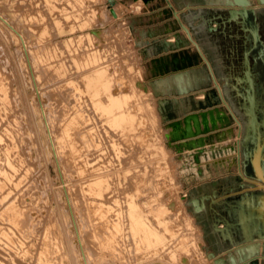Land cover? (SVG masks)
Returning <instances> with one entry per match:
<instances>
[{"label": "rangeland", "instance_id": "374dc122", "mask_svg": "<svg viewBox=\"0 0 264 264\" xmlns=\"http://www.w3.org/2000/svg\"><path fill=\"white\" fill-rule=\"evenodd\" d=\"M145 1L146 0H116L114 4V9L116 12H118L116 14L117 15L119 14V15L114 16L111 12V6L109 4V0H0V11L6 17H8L10 21H12V23L25 36L26 44L29 47L28 48L29 55H30L31 62H32V64H30V61L28 60L22 40L11 29V27L0 18V65H1L0 69L1 71L3 70V72H5V73L1 72V78L3 79L7 78V80L4 79L5 81L3 79L2 80H3V83H5L6 87H8L7 88L8 90L9 88H11L9 90V94H10L9 97L11 96V98L9 99L11 100V104L13 102H14L13 104H15V105L9 104L8 105L9 107L7 106L8 108L6 109L3 108L2 110L5 112L0 110V132L4 137H6L5 139L7 140V142L9 140L12 141L13 138L8 137V136H11L10 133L7 132L8 124H9V128L13 131H14V128L18 126L17 127L18 129L17 128L15 129L17 131L13 132L15 134L17 132L16 135L18 136L17 137L15 135L16 138L13 139V142L14 143L16 142L15 145L17 144L15 148L16 151L14 150L15 152H13V154L15 153L14 157H16L15 159L17 163L20 164V166L18 164V168L16 170L14 171L10 170L11 167H9L7 163H5L6 162L5 155L3 154L4 157H2L3 155L1 154L4 152V150L3 149L1 150L0 156L4 159L2 158L0 159V166H1L0 173H2L0 174V177L2 176L1 177L2 180L5 181L4 186L8 185L7 187H9L12 185L11 187H9V189L4 187L3 194H5L6 197H3L4 195L2 193H1L2 195L0 196V203H1L0 206L2 205L1 207L2 208L4 207L3 208L4 212L2 211V209H0V212H1L0 229L2 230V232L4 230V232L7 233V234L4 233L3 235L0 230V237L2 238V239L0 238V255H1L0 263L2 262L1 264H6L7 262L8 264H24V263L25 264L26 263L27 264H37L38 263L37 261L39 260L40 261L38 264H86L85 257L82 253V244L78 238L75 222L73 221L74 217L71 213L72 208L70 209V204L67 199L66 190H65L66 187L69 190V194L72 199V207L75 211L76 218L78 219L80 231H82L81 234H82V237L84 238L83 243L86 248L89 264H95V263L97 264L96 262L97 259H102V260H98L100 262V263L98 262V264H122L121 261L123 260H120V259L126 260L127 257H129V259H127L128 261L127 260L123 261V264H126V263L127 264H139V263L142 264V263L150 262L149 259H151V257L149 256L141 255L139 257V255H136V253L133 250L131 251L132 253L129 252L131 247L135 249V245L134 244H132L133 246L131 245L132 239L130 238L129 234H126L130 232L129 228L127 229V227L124 228L123 233H122L123 235L120 236L121 242L119 243L118 246L119 248L121 247L122 249H124L123 251H125L126 253H130V254H126L124 252V254L121 255L122 253L119 252L120 249L118 250V253H119L118 254L116 252L117 250L113 248L114 246L111 245L110 247L109 245L108 247V243L105 242L106 228L104 224L106 223V221L103 218H99L98 215H96L97 218H95L96 216L91 210V206L94 205V203H92L90 200L88 201L89 190L87 187L88 186L87 183L89 182V180H91L92 176L94 177V175H90V174H92L93 172L94 174L97 173V171L95 170H98V169L100 171H105L106 173L107 171L110 172L113 169L110 172L112 175H110L111 177L109 176V178L110 180L112 179V181L115 179V181L113 182L110 181V182L112 186L111 188L114 189L116 192H114L112 189L111 190L112 192H114L113 194L114 195L116 194V195L115 196L112 195V192L109 190V186H110L109 184L108 188L106 189L108 190V192L105 194V197L107 196L106 198L108 199V201L112 199V201L110 202H112V204L113 203L115 204L114 206L115 208H118L119 206L123 207L125 205L126 200L123 198L129 196L128 194L129 190H130V194L135 192L137 198L138 199L140 198L141 201L144 199V201L142 202L137 199L139 202H141L140 204H142L143 207L145 206L144 209L150 210V208H152L153 206L154 207L157 206V208L158 206L165 207V209H167L168 211L165 210V213L162 212L161 215L163 216H160V217L164 218L166 212H168L166 215L167 217L170 214V219H168V226H172V227L169 228L171 229L169 230V233L174 231L177 234H179L178 235L179 237L180 235H182V238L180 239H178L179 237L177 238L179 243L181 242L180 240L185 238V240H183L184 242L182 241L180 243V244L185 243V244H182V246L189 244L188 246L192 247V245L194 246L193 240H196L199 243V246L201 250L203 251L204 256L207 259H210L208 260L210 263L206 260V264L208 263L216 264L214 262V259L208 257V254L206 250L204 249L203 243L206 238V234L204 233L205 230L203 226L200 224L199 218H197L196 215L194 214L192 205L189 204V201H188L189 200L188 192L185 186V180L188 177L186 175V167L182 166V163H181L182 160L183 162L185 161L186 155L182 151L179 152L177 150V146L174 144L175 142L174 141L170 142V139H168V137H166L165 135L169 122L166 116L162 113L156 93L152 89L151 84L148 81L147 74H146L147 72L146 61H145L143 54H141L139 47L136 43L137 38H138V33H136L135 31L136 29H138L137 27L139 25L144 27L146 24H149V23L148 22H129V20H126V14L127 15L136 14L137 12L141 11L145 6ZM127 2H129L130 4L127 5ZM133 24L136 25V28L132 27ZM182 29L184 30V28ZM50 52L52 53L49 54ZM94 57L96 59H94ZM101 67L104 68L107 71L108 76H110L114 80L113 82L115 83L113 85L114 87L116 86L115 87L116 90L118 91H128L129 90L128 93H132V94L134 93L135 95H137V99L138 98L140 99L142 106H143L142 108H144L143 110L134 108L135 111L137 110L136 112H139L138 119H137V125H136L138 130L135 128V133L137 131L139 132V134L137 133V136H136L135 133H133V131L131 132L132 137H131V134H129V136H127L128 135L127 134L126 136L127 138L130 137L129 138L130 140L127 139L125 136L123 137V134H121V132L123 133V131H121L120 128H118L119 130L114 129V128L109 129L110 126L109 125L106 126L105 122H103L105 121L104 119L105 116H103V114H100L101 113L100 111H97V108L94 103L96 101L94 100L93 97H95V99L97 97L98 100L103 101L105 100L104 92L101 91L100 96L99 95L94 96V94H90L91 93L90 89H88L94 84V82L90 81V80L94 81V78L92 77L93 75L92 73H94L93 70L95 71V69H99ZM2 74H7V76L5 75L6 76L5 77ZM34 74L38 80V87L35 85ZM8 78L11 80H9ZM6 81H8L9 83L10 81H12L11 84L13 85L8 84V82ZM122 86H123V90H122ZM200 95L201 97L204 98L203 93H200ZM41 102L44 103V106L46 108L48 120L50 122L51 131L54 136L56 145L58 147L60 163L62 165V170L65 176V179L62 177L63 175H62L59 163H58V159L53 150L51 138H50L49 131L46 125V121L41 111L42 110ZM70 103L73 105H71ZM65 104H67V106H65ZM78 106L80 107L79 109H78ZM11 108L13 109L10 110ZM1 111L3 114L1 113ZM16 111L18 112V114L16 113ZM83 111H86L85 112L86 115L83 114ZM7 112H10V113H7ZM90 112L93 113V115L96 118ZM5 113H7L8 115ZM11 113H12V116L10 117ZM73 113L74 114L76 113V114L74 115ZM14 114L17 116H15ZM4 115L6 118L4 117ZM81 116L84 119L82 118L83 120L79 121L80 124L79 123L73 124V128H72L73 130H75L74 133L72 131V138H73L72 142H74V145L77 142L76 146L79 145L77 147H80L82 140L83 139L85 140L83 136L84 131L80 132L82 131L81 129L85 130L87 134H89V130L91 127H97V130L94 128H91V131H93L92 134L90 131V134L92 135V137L94 135H97L101 130L100 134H98L101 136V138H98L99 137L98 135H97L98 137L94 136V137H97V139H99V141L97 140L98 141L97 143L95 141H93V143H89V142H92L90 139H93L91 135H89L90 138L88 140L87 139L85 141L83 140L85 142V143L83 142V144L86 147L84 145H83L84 147L81 146L80 151L85 154L86 149L88 148L86 155L80 154L81 152H79V150L78 152H76V149L74 148L75 153L76 154L78 153L77 154L78 158L79 157L81 158L80 155H82L83 159H84V156H87V158L83 161L84 163L87 160L93 161L94 157L96 158L97 157L96 155H98L99 159L96 158V160L98 161L94 160L95 164L94 162L92 163L88 162L90 164L86 162L88 165H91L92 168H95L94 170H92L90 166L88 165L86 166L85 165L86 163L80 164L82 163V160L78 161L77 155H75V153H74L75 160H72L74 163L72 162L73 165L71 164L70 158L73 157V156L71 157V154L73 155L71 151L72 147H70L69 146L70 144L68 145V143L65 144V140L62 137V129H64V127L69 124V119L71 122L72 120H74V118L76 117L81 118ZM13 117H16L17 121H15L16 119H14ZM18 119H20L19 120L20 122L21 120L22 122L24 121V123H18L19 122ZM99 119L101 120L103 125H105L104 127H107L105 128L106 130L103 128V125L101 124ZM85 120L87 121L89 120V121L85 122ZM94 120L99 121V123H97ZM90 121H93V123L90 124ZM14 122L20 125L16 124L17 126L15 125L16 126L15 127ZM84 122L87 125L89 123V126H88L90 127L89 129L87 128V125L83 124ZM140 122L141 123L144 122V123L141 124ZM10 124L12 125L13 129L11 128ZM98 124H101V125H98ZM79 125L83 127L80 128ZM74 126H76L77 129ZM84 126H86V128ZM100 126L102 128H100ZM102 130H103V133H102ZM104 130L107 132L108 136L106 135V133H104L105 132ZM107 130L111 132H108ZM76 132H77V135H76ZM94 132L95 133L97 132V133L94 134ZM110 134L115 135L114 138L116 137V139L119 138L120 140L118 139L117 143L114 142L115 140H113L114 139L113 137L108 138L111 136ZM116 134L118 135V137ZM133 134L135 136H133ZM74 136L75 137L78 136L76 139L78 141L74 140L75 139ZM103 136L107 137V139H104ZM108 139L113 140V141H109ZM6 140H3L4 142L2 141L3 144H5ZM101 140L103 141V144H104V141L105 142L108 141V144L105 143L103 145ZM86 141L88 142L86 143ZM99 142L102 146L99 144ZM94 143H96L97 146H95ZM118 143H120L122 146L119 145ZM117 144L119 145L120 149L116 147L118 146ZM65 145H68V148L67 146L65 147ZM104 146L106 148H109V152L106 151L107 149ZM82 147L85 148V151ZM100 147H103L101 148V150H99L101 152V153L99 152L101 155L97 153L98 151L97 149L98 148L100 149ZM0 148H3V147L0 146ZM104 148L106 149L105 151H104ZM115 148L118 149L117 152L120 153L121 156L120 154L116 152ZM68 150L69 152H71L70 156H69V152L68 153L66 152ZM111 151L113 153H111ZM90 153L91 154L95 153V155H91ZM105 153H107L106 155H108V157L105 155ZM109 154H114V155L109 156ZM17 156L18 157L20 156V158H17ZM100 157L101 158L107 157V158H104L105 159L104 160L103 158L101 159ZM26 162L28 163L26 164ZM2 163H4L7 166L4 167L5 165ZM99 163H102V164L99 165ZM126 163L127 164L129 163V164L127 165ZM1 164L4 165L3 170L5 171L8 170L10 175L12 174L11 172H13L12 174L13 176L11 180L7 178L5 176L4 171L1 170V168H3ZM24 165H25V168L28 169V171L24 168ZM67 165L69 167H67ZM79 165L80 166L85 165L86 168L87 167L89 168L87 169L85 168L87 170L85 171V169L83 170L85 166L84 167L81 166L83 171H79L81 169ZM73 166H74V169H73L74 173L77 175H75L72 172L73 170L71 171L70 169H68V168H73ZM140 166L142 168H140ZM77 167L80 169L78 170ZM21 168L23 169V171L25 170V172H23ZM29 170H30V173H28ZM21 171L26 174L24 175L22 174L21 176V173H22ZM84 171L85 173L87 172L86 177L89 178V175H90L89 179L86 178L85 176L84 177L86 179H84V177L82 176ZM17 172L18 174L19 172H21L20 175H18ZM14 174H16L17 177H15ZM32 175L36 177L34 178ZM4 176L6 177V180ZM77 176L81 178L77 179L78 178ZM112 176L114 177V179ZM23 178H26V179H23ZM15 179H17L16 182L14 181ZM21 179H23L24 181H22ZM87 179H88V182H85L87 181ZM116 179H117V182H116ZM80 180H84L83 184L85 183L87 184V185H84L85 187H87L86 189L82 188L84 186L82 185V181ZM11 181H14V182L11 183ZM18 181L23 185L19 184ZM130 181L131 182L134 181V182L131 183ZM114 182H116L117 185ZM10 183L11 185H9ZM26 183L28 184L30 183L29 184L30 186L28 184L26 185ZM65 184H67V186H65ZM130 184L133 185L131 186L132 189L129 186ZM118 185L121 189L118 188ZM18 186H22L23 189L22 187H19L18 189ZM126 187H129L130 189ZM133 187L135 188L134 192L132 191ZM20 188L23 193L19 191ZM123 188H124V191H123ZM6 189L8 190L7 191L8 193L5 192ZM84 189L85 191L84 193H82ZM15 190L19 192L18 194L22 193V195L17 196L16 195L17 192H15ZM141 192H142V195H141ZM9 194L10 195L13 194V195L10 196ZM14 194L16 195V197ZM85 194L88 196H86ZM107 194L111 195L112 197L114 196L115 199L113 200V198ZM125 194L126 196H124ZM24 195H26V197ZM117 195H120V196H117ZM9 196L14 200H16L17 198L19 201L16 200L17 202L13 203L14 200H11ZM108 196L110 199L108 198ZM22 197L24 198L22 199ZM2 199L8 200L10 202L13 201L11 202L12 205L15 204L16 208H21V209H18L20 212L22 210L26 211L27 214L25 212H23V214H21L22 212L20 213L21 219L25 220L24 224L25 223L28 224V225L23 224V226H25L24 229L21 228L23 229L22 230L23 232L20 231L21 230L20 228H17L18 226L15 228L13 227L15 230L10 229L12 228L11 227L12 220L9 219V217L6 214L4 215L2 214V213H5V210L8 206V203L6 202L8 201L2 200ZM118 199H120L121 201ZM4 201L6 203L5 206H3L5 204ZM116 202L119 204V206H117L118 204H116ZM20 204L24 207V209H22L23 208L22 206L18 207L20 206ZM25 204L29 206H25ZM87 204L91 206L88 207ZM26 207H28L29 209ZM87 207L89 210L87 209ZM83 210L85 211V213ZM33 211H34V214H33ZM88 214L92 215L93 217L92 218L86 217L88 216ZM24 215L25 216L28 215V216L25 217ZM28 217L31 219H28ZM88 218H90L91 221ZM93 218H95L94 221L92 220ZM29 220H30V223H28ZM5 222H7V224H10L9 228H8V225L6 226L8 230L10 229V232L6 230L7 228L3 227L6 225ZM89 222H91L94 230L89 229V228H92L91 224H88V229H87V226H85ZM83 223L85 225H83ZM178 228H180L181 230ZM26 229L28 230V232L27 231L25 232ZM12 230L13 232H11ZM16 230H17L16 232L17 234L19 233L18 231H20L18 235L16 233L14 234V231ZM97 230L101 236L97 234L98 233ZM87 232L89 233L88 234L89 236H87ZM9 233H11L12 235ZM13 234L15 235L14 240L13 238H11L14 236ZM7 235L11 236L9 237L10 240H7L8 239ZM20 235H22V238H24V240L21 238ZM51 235H54V237ZM18 236L21 241L18 240L19 239ZM24 236H26V238ZM43 238L45 240L46 238H48L49 240L45 241ZM96 238H99V239H96ZM17 240H18L17 245L18 244L21 246L23 245L24 247L26 246V248L24 249L23 246L21 247L19 245L17 247L16 242H15ZM27 240L29 244L26 243ZM19 241L21 242V244ZM97 241L99 242L101 241V243L98 244L99 242L97 243ZM12 242L13 244L14 243L15 244L13 245ZM93 244H95V246ZM123 244H125V246ZM100 245L102 247L103 246H106V247L102 248ZM12 246L13 247L15 246L14 247L15 249H13ZM20 247L21 249H19ZM91 247L93 248L92 251H91ZM126 247L128 248L126 249ZM183 247H186V246H183ZM23 249L24 251H22ZM17 250H20L21 253ZM111 252L113 253L111 254ZM19 254H22V255H19ZM107 254H110L111 257ZM113 254L115 255L117 254V256H112ZM101 255L103 258L101 257ZM97 256L101 258L96 259ZM161 256H165V255L161 254ZM10 257H13V258H10ZM162 258L166 260L165 262L168 264L169 261H167L166 256ZM144 259H147L148 261L146 260L144 261ZM159 259L161 260L160 256H159ZM163 259L161 260L162 262L159 260L157 264H160V263L166 264ZM3 260L6 263H4ZM132 261L134 262L132 263ZM11 262H14V263H11Z\"/></svg>", "mask_w": 264, "mask_h": 264}, {"label": "crops", "instance_id": "0c3cea01", "mask_svg": "<svg viewBox=\"0 0 264 264\" xmlns=\"http://www.w3.org/2000/svg\"><path fill=\"white\" fill-rule=\"evenodd\" d=\"M171 1L178 9L182 20L194 32V29L202 22L193 21L192 15L195 16L205 6L200 5L199 0ZM129 4L127 2V5ZM126 20H129V22L149 23L144 27L139 25L135 31L138 33L136 43L146 61L148 81L156 93L162 113L166 118L170 114L174 117L181 114L182 109H184L183 103L186 102H182V97L178 94L179 82L173 77V74L188 70L190 76L187 77L185 75L181 83L187 87H189V83L194 85L195 76L200 79L207 77L209 74L204 59L196 46L188 40L186 32L179 27L178 21H176L166 0H146L144 8L136 14H126ZM132 27L136 28V25L133 24ZM177 33L180 36V40H183L181 42H184L180 46L175 44L176 38L174 36ZM165 40L173 45L164 49ZM198 42L206 56L212 61L204 44L201 41ZM217 64L219 65V63L212 61L214 68ZM192 70L195 72L193 73ZM233 74L225 73L226 76ZM225 75L222 74L221 77H218L224 91L227 90V77ZM210 86H214V84L211 82L209 86L203 89L206 90ZM202 90L193 92L197 100L203 98L200 95ZM221 108L226 113H216L214 116L220 127L211 131L213 134H218L219 137L224 136L222 141H219L215 136V142L219 146L218 149L229 148L231 144L236 145L239 129L238 124L230 116V112L226 108L224 109L222 105ZM220 118L222 122L228 121L229 124L222 126ZM167 120L170 122L169 119ZM207 135L208 133L200 135V137ZM183 142L179 141L174 144L181 145ZM202 148H205L206 153L213 150L210 142H207ZM177 150L180 152L178 147ZM194 150L182 147V152L186 155L185 163L180 160L182 166L186 167V175L188 177L185 180L188 201L205 230L204 249L207 253L215 252L217 257L226 260L228 259L229 251L240 244H244L245 236L240 225V217L236 211L241 205H247L246 200L256 199L251 203L253 206L251 208V218L247 219V223L252 228L254 235L258 236V231L264 229V190L249 185L241 177L236 162L238 155L236 151H229L222 157H215L214 159H207L206 154L199 153L200 160H196L193 156ZM195 197H198L204 203L201 211H196L191 203V200ZM230 236L233 241L230 240ZM226 264L228 263L226 262ZM247 264H264V256Z\"/></svg>", "mask_w": 264, "mask_h": 264}, {"label": "bare ground", "instance_id": "6f19581e", "mask_svg": "<svg viewBox=\"0 0 264 264\" xmlns=\"http://www.w3.org/2000/svg\"><path fill=\"white\" fill-rule=\"evenodd\" d=\"M148 1V0H147ZM256 2V5L257 4H259V1L260 0H255ZM172 2V1H171ZM174 5V4H173ZM113 8H114V6H113ZM177 9V8H176ZM115 10V9H114ZM177 11H178V9H177ZM111 12H112V8H111ZM116 12V11H115ZM117 13V12H116ZM112 14L115 16V14L112 12ZM117 15V14H116ZM0 18L3 20V21H5V23L6 24H8L10 27H11V29L19 36V38L22 40V43H23V45H24V47H25V51H26V54H27V57H28V60L30 61V64H32V62H31V58H30V55H29V47L27 46V44H26V39H25V36L22 34V32L12 23V21H10L9 19H8V17H6L1 11H0ZM185 30V29H184ZM175 37V36H174ZM44 53V52H43ZM52 52H50L49 54H51ZM41 54V53H40ZM48 54V55H49ZM85 57V56H84ZM90 57V56H89ZM92 58V57H91ZM82 59V58H81ZM94 59H96L95 57H94ZM86 62V61H85ZM92 62V61H91ZM87 63V62H86ZM85 64V63H84ZM1 66V65H0ZM32 68V67H31ZM102 68V67H101ZM99 68V69H95V71L93 70V72L94 73H92L93 75H92V77L94 78V81H92V80H90L91 82H94V84L90 87V88H88V89H90V94H94V96H97V95H99L100 96V94H101V91H103L104 92V98H105V100H103V101H101V100H98V98L96 97V99H95V97H93V95H92V97L94 98V100L96 101V102H94L95 103V106H96V108H97V111H100L101 113L100 114H103V116H105V121H103V122H105V125L107 126V125H109L108 127H109V129H111V128H114V129H118V128H120L121 129V131H123V133L121 132V134H123V137L125 136L126 138H127V136H129V134H131V132L133 131V133H135V128L138 130V128L136 127V125H137V119H138V114H139V112H136L135 110H134V108L135 109H144V108H142L143 106H142V103H141V101H140V99L138 98L137 99V95H135L134 93L132 94V93H128L129 92V90L128 91H118V90H116L115 89V87H114V83L115 82H113L114 80L110 77V76H108V74H107V71L104 69V68ZM4 69V68H3ZM92 69V68H91ZM34 71V70H33ZM62 71H63V69H62ZM1 72L2 73H5V72H3V70L1 71V69H0V110H2L3 108L4 109H6V108H8L9 106V104H11V100L9 99V98H11V96L9 97V90L11 89V88H9V90L7 89L8 87H6V85H5V83H3V80L4 79H6L7 80V78H1ZM92 72V71H91ZM7 74H8V72H7ZM7 74H2V75H6L7 76ZM5 76V77H6ZM86 76V75H85ZM117 77V76H116ZM92 78V79H93ZM3 79V80H2ZM9 79V78H8ZM9 80H11V79H9ZM8 80V81H9ZM87 80V79H86ZM5 81V80H4ZM8 81H6V82H8ZM34 81H35V85L38 87V80H37V78H36V76H35V74H34ZM125 81V80H124ZM11 82L12 81H10V83L8 82V84H11ZM113 82V83H112ZM129 83V82H128ZM11 85H13V84H11ZM91 85V84H90ZM117 85V84H116ZM119 85V84H118ZM125 85V84H124ZM8 86V85H7ZM12 88H14V87H12ZM91 89H92V91H91ZM134 89V88H133ZM121 90V89H120ZM122 90H123V86H122ZM89 91V90H88ZM93 92V93H92ZM102 92V93H103ZM132 92V91H131ZM201 93H203V92H201ZM14 94V93H13ZM17 94V93H16ZM78 94V93H77ZM204 94V93H203ZM15 95V94H14ZM80 96V95H79ZM102 96V95H101ZM136 96V97H135ZM203 96V95H202ZM17 98V97H16ZM134 98V99H133ZM41 99V98H40ZM100 99H101V97H100ZM203 99V98H202ZM42 101V100H41ZM76 102V101H75ZM84 102V101H83ZM14 103V102H13ZM12 103V104H13ZM93 103V102H92ZM11 104V105H12ZM71 104V103H70ZM78 104V103H77ZM13 105H15V104H13ZM71 105H73V104H71ZM71 105H70V107H71ZM83 105V104H82ZM8 106V107H7ZM41 106H42V113H43V116H44V118H45V121H46V125H47V128H48V131H49V135H50V138H51V143H52V146H53V150H54V152H55V154H56V156H57V159H58V163H59V166H60V169H61V172H62V177L65 179V176H64V174H63V170H62V165H61V163H60V157H59V151H58V147H57V145H56V142H55V139H54V136H53V134H52V131H51V127H50V122H49V120H48V116H47V112H46V108H45V106H44V103L43 102H41ZM65 106H67V104H65ZM136 106H138V107H136ZM10 107H12V106H10ZM19 107H21V106H19ZM80 107L78 106V109H79ZM96 108H95V110H96ZM13 108H11L10 110H12ZM63 109V108H62ZM76 109V108H75ZM85 109V108H84ZM15 110V109H14ZM13 110V111H14ZM20 110V109H19ZM24 110V109H23ZM22 110V111H23ZM146 110V109H145ZM3 111V110H2ZM2 111H1V113H2ZM21 111V110H20ZM71 111V110H70ZM69 111V112H70ZM140 111V110H139ZM3 112H5V111H3ZM73 112H75V111H73ZM80 112V111H79ZM82 112V111H81ZM85 112L86 111H83V114L84 115H86L85 114ZM92 112V111H91ZM90 112V113H91ZM7 113H10V112H7ZM7 113H5V114H7ZM15 113V112H14ZM16 113L18 114V112L16 111ZM78 113V112H77ZM89 113V114H90ZM144 113V112H143ZM3 114V113H2ZM1 114V115H2ZM20 114V113H19ZM74 114V113H73ZM76 114V113H75ZM74 114V115H75ZM82 114V113H81ZM80 114V115H81ZM92 115H93V113H91ZM90 114V115H91ZM8 115V114H7ZM6 115V116H7ZM10 115V114H9ZM15 115V114H14ZM13 115V116H14ZM141 115V114H140ZM12 116V113H11V115H10V117ZM15 116H17V115H15ZM19 116V115H18ZM78 116V115H77ZM88 116V115H87ZM94 116V115H93ZM100 116V115H99ZM102 116V117H103ZM144 116V115H143ZM148 116V115H147ZM146 116V117H147ZM3 117V116H2ZM4 117H5V115H4ZM79 117V116H78ZM95 117V116H94ZM101 117V116H100ZM145 117V116H144ZM6 118V117H5ZM14 119H16V117H13ZM20 118H22V117H20ZM83 117L81 116V118H74V120H72L71 122H70V119H69V124L68 125H66L65 127H64V129H62V137L64 138V140H65V144H67L68 143V145L70 146V147H72V149H71V151H72V153H73V155L71 154V157L72 158H70V160H71V164H72V160H75V155H77L76 153H75V150H74V148L76 149V152H78V150H79V152H81L80 151V147L81 146H83L84 144H83V142L87 139H89L90 137H89V135H91L92 134V132L93 131H91V128H94V129H96L97 130V127H88L89 126V123H88V125L87 124H85V122L87 121V120H85V122L83 123V124H85V125H87V128L89 129L90 128V130H89V134H87V132L85 131V130H83V129H81L82 131H80V132H83L84 131V134H83V136H84V138H85V140L83 141L82 140V138H81V140H82V145L80 144V147H77V146H79V145H77L76 146V144H77V142H76V144L74 145V142H72V131H73V133L75 132V130H73L72 128H73V124H77V123H79V121H81V120H83L82 119ZM86 118V117H85ZM93 118V117H92ZM96 118V117H95ZM139 118H140V116H139ZM14 119H13V121H14ZM68 119V118H67ZM76 119V120H75ZM77 119H78V121H77ZM101 119V118H100ZM99 119V120H100ZM142 119V118H141ZM149 119V118H148ZM20 119H18V121H19ZM61 120V119H60ZM91 120H93V119H91ZM102 120V119H101ZM101 120H100V122H101ZM15 121H17V119L15 120ZM62 121V120H61ZM65 121V120H64ZM66 121H68V120H66ZM89 121V120H88ZM87 121V122H88ZM94 121H96V120H94ZM143 121V120H142ZM147 121V120H146ZM97 123H99V121H96ZM95 122V123H96ZM8 123V122H7ZM15 123V124H14ZM13 124H14V126L17 124V125H20V124H18V123H24V121L22 122V120H21V122L19 121L18 123H16V122H14ZM82 123V122H81ZM93 123V121H90V124H92ZM94 123V124H95ZM141 123V122H140ZM142 123H144V122H142ZM141 123V124H142ZM80 124V123H79ZM93 124V125H94ZM101 124L103 125V123L101 122ZM101 124H98V125H101ZM1 125H2V123H1ZM3 125H4V123H3ZM11 125V124H10ZM16 125V126H17ZM25 125V124H24ZM65 125V124H64ZM82 125V124H81ZM105 125H103V128L105 129V128H107V127H104ZM15 126V127H16ZM61 126H63V125H61ZM77 126V125H76ZM76 126H74V127H76ZM80 126V125H79ZM95 126V125H94ZM18 127V126H17ZM16 127V128H17ZM23 127V126H22ZM83 126H80V128H82ZM85 128H86V126H84ZM144 127V126H143ZM11 128L13 129V127H12V125H11ZM16 128H14V131H17V130H15ZM19 128H21V127H19ZM100 128H102L101 126H100ZM142 128V127H141ZM1 129H3V128H1ZM18 129V128H17ZM76 129H77V127H76ZM88 129H86V130H88ZM139 129H140V127H139ZM143 129V128H142ZM96 130H94V131H96ZM106 130V129H105ZM104 130V131H105ZM119 130V129H118ZM239 130V129H238ZM13 130H11L10 128H9V124H8V128H7V132H9L10 133V135L11 136H8V137H12L13 139H15L16 138V134H17V132H16V134L15 133H13L14 132ZM90 131H91V134H90ZM108 131V130H107ZM4 132V131H3ZM18 132H20V131H18ZM78 132V131H77ZM77 132H76V135H77ZM98 132V131H97ZM96 132V133H97ZM100 132H101V130H100ZM100 132L98 133V134H100ZM108 132H111V131H108ZM166 132H168V128H167V131ZM166 132H165V135H166ZM22 133V132H21ZM86 133V134H85ZM95 132H94V134H96ZM102 133H103V130H102ZM104 133H106V135H107V132L105 131ZM114 133H116V132H114ZM137 133L139 134V132H137L136 131V133H135V135L137 136ZM5 134V133H4ZM7 134V133H6ZM20 134V133H19ZM24 134V133H23ZM97 134V135H98ZM109 134V133H108ZM128 134V135H127ZM9 135V134H8ZM16 135V136H15ZM26 135V134H25ZM79 135V134H78ZM81 135V134H80ZM97 135H94V136H97ZM111 135V134H110ZM117 135V134H116ZM127 135V136H126ZM134 134H133V136H135ZM22 136V135H21ZM21 136H19V137H21ZM92 137V135H91V137L93 138V139H90L92 142H89V143H93V141H95L96 143L99 141V139H97V137L98 138H101V136L100 135H98L97 137ZM104 136H105V134H104ZM103 136V137H104ZM108 136V135H107ZM114 136L115 135H111L110 137H108V138H111V137H113L114 138ZM18 137V136H17ZM25 137V136H24ZM75 137V136H74ZM77 137L78 136H76L75 137V139L74 140H76L77 139ZM102 137V138H103ZM117 137H118V135H117ZM122 137V138H123ZM131 137H132V134H131ZM232 137V136H231ZM6 137H4L2 134H1V132H0V146H2L3 148H0V152H1V150L3 149L4 150V152L3 153H1L2 155L4 154L5 155V160H6V162L5 163H7V165L9 166V167H11V169L10 170H12V171H14V170H16L17 168H18V164L19 163H17V161H16V157H14L15 155V153L13 154V152H15L16 150H15V148H16V146H17V144L15 145V143L13 142V139H12V141H8L7 142V140L5 139ZM130 137H128L127 139H129ZM134 138V137H133ZM133 138H132V140H133ZM95 139V140H94ZM104 139H107V137H104ZM119 139V138H118ZM118 139H116V137L113 139V140H115L114 142H118ZM3 140H6V142H5V144H3ZM98 140V141H97ZM109 140V139H108ZM113 140H109V141H113ZM117 140V141H116ZM120 140V139H119ZM130 140V139H129ZM3 141V142H2ZM18 141V140H17ZM76 141H78V140H76ZM102 141V140H101ZM140 141V140H139ZM2 142V143H1ZM19 142V141H18ZM80 142V141H79ZM88 141H86V143H87ZM114 142H112V143H114ZM135 142H137V141H135ZM85 143V142H84ZM96 143H94L95 144V146H97L96 145ZM105 143H107L108 144V141L107 142H105L104 141V144ZM93 144V145H94ZM99 144H100V142H99ZM102 144H103V141H102ZM103 144V145H104ZM111 144V143H110ZM119 145H121L120 143H118ZM117 144V145H118ZM68 145H65V147L67 146V148H68ZM91 145V144H90ZM101 145V144H100ZM119 145L118 146H116V147H118V149H120L119 148ZM64 146V145H63ZM85 146V145H84ZM83 146V147H84ZM102 146V145H101ZM107 146H109V145H107ZM122 146V145H121ZM19 147V146H18ZM27 147V146H26ZM77 147V148H76ZM82 147V148H83ZM86 147V146H85ZM98 147H99V145H98ZM105 147V146H104ZM138 147V146H137ZM79 148V149H78ZM97 148V147H96ZM101 148H103V147H100V149L98 148L97 150V153L98 154H100L101 152L99 151V150H101ZM106 148V147H105ZM104 148V151L106 150V151H108L109 152V148H106L105 149ZM18 149V148H17ZM22 149V148H21ZM84 149V151H85V148H83ZM91 149H92V147H91ZM111 149V148H110ZM116 149V148H115ZM118 149H116V152H117V150ZM15 150V151H14ZM87 150H88V148L86 149V152H85V154L84 153H80V154H84V155H86L87 154ZM95 150V149H94ZM103 150V149H102ZM112 150V149H111ZM83 151V150H82ZM90 151V150H89ZM88 151V152H89ZM18 152V151H17ZM67 153L69 152V150L68 151H66ZM91 152V151H90ZM100 152V153H99ZM122 152V151H121ZM19 153V152H18ZM67 153H66V155H67ZM70 153L71 152H69V156H70ZM74 153H75V155H74ZM96 153V152H95ZM95 153L93 154H91V155H95ZM111 153H113L112 151H111ZM118 153V152H117ZM107 153H105V155H106ZM118 154H120V153H118ZM117 154V155H118ZM4 155L2 156V157H4ZM16 155H17V153H16ZM29 155V154H28ZM90 155V156H91ZM101 155V154H100ZM103 155V154H102ZM104 155V156H105ZM110 155H114V154H109V156ZM24 156V155H23ZM22 156V157H23ZM81 156V158H82V155H80ZM97 157V159H99V157H98V155H96ZM107 157H108V155H106ZM120 156H121V154H120ZM1 156H0V159L2 158ZM92 157V156H91ZM107 157H104V158H107ZM112 157V156H111ZM17 158H20V156L18 157L17 156ZM26 158V157H25ZM77 158H78V155H77ZM80 157L77 159L78 161L79 160H82V163H80V164H83L84 162V160L87 158V156H84V159L82 158L81 159ZM89 158V157H88ZM96 158L94 157V159H93V161H91V160H87L86 162L88 163V162H94V160L95 161H98V160H96ZM101 158V157H100ZM103 158V157H102ZM101 158V159H102ZM103 158V159H104ZM110 158V157H109ZM114 158V157H113ZM2 159H4V158H2ZM90 159V158H89ZM18 160V159H17ZM66 160V159H65ZM68 160V159H67ZM105 160V159H104ZM115 160V159H114ZM113 160V161H114ZM21 161H22V159H21ZM135 161V160H134ZM19 162V161H18ZM23 162H24V160H23ZM68 162H70V161H68ZM67 162V163H68ZM81 162V161H80ZM85 162V163H86ZM102 162H104V161H102ZM110 162V161H109ZM28 162H26V164H27ZM74 163V162H73ZM76 163H77V161H76ZM84 163V164H85ZM85 164L86 166L88 165V164H90V163H88V164ZM112 163V162H111ZM2 164H4V163H2ZM1 164V165H2ZM94 164H95V162H94ZM102 163H99V165H101ZM127 164V163H126ZM129 164V163H128ZM127 164V165H128ZM5 165V164H4ZM4 165H2V167L4 166ZM7 165H5L4 167H6ZM35 165V164H34ZM70 165V164H69ZM73 165V164H72ZM78 165V164H77ZM84 165V166H85ZM131 165V164H130ZM147 165V164H146ZM19 166H20V164H19ZM23 166V165H22ZM31 166V165H30ZM76 166V165H75ZM82 167H84L83 165H81ZM81 166L79 165V167L81 168ZM86 166L83 168V170L86 168ZM88 166H90V168H92L91 167V165H88ZM92 166H93V164H92ZM103 166V165H102ZM119 166V165H118ZM1 167V166H0ZM4 167L3 168H1V170L2 171H4V173H5V176L7 177V178H9L10 180L12 179V174H13V172H11L12 174L10 175V173H9V171L7 170V171H5V170H3L4 169ZM67 167H69L68 165H67ZM95 167V166H94ZM20 168V167H19ZM23 168V167H22ZM21 168V169H22ZM24 168H25V165H24ZM23 168V169H24ZM80 168H78L77 167V169L79 170ZM87 168H89V167H87ZM86 168V169H87ZM97 168V167H96ZM105 168V167H104ZM118 168V167H117ZM124 168V167H123ZM127 168V167H126ZM140 168H142L141 166H140ZM9 169V168H8ZM23 169H22V171H23ZM26 169V168H25ZM30 169V168H29ZM68 169H70L71 171L74 169V166H73V168H68ZM85 169V171H87ZM95 168H92V170H94ZM98 169V168H97ZM144 169V168H143ZM19 170V169H18ZM27 171H28V169H26ZM82 170V168L79 170V171H83ZM89 170V169H88ZM99 170V169H98ZM98 170H95V171H97V173H95L94 174V172L92 173V174H90V175H94V177L92 178L91 177V180H89V182H88V179L90 178V175H89V178L88 177H86V173H85V171H84V173H83V177L85 176L86 178H88L87 179V181H85V182H88L87 184H88V190H89V197H88V201L90 200L92 203H94V205H88V207L89 206H91V210L93 211V213H94V215L96 216V215H98L99 216V218H103L105 221H106V223L104 224L105 225V228H106V230H105V237H106V239H105V242H107L108 243V247H109V245H110V247H111V245L112 246H114L113 248H115V250H117L116 252L118 253V250H119V252H121L122 254L121 255H123L124 254V252L125 251H123L124 249H122L121 247L119 248V243L121 242V240H120V236L121 235H123L122 233H123V230H124V228H126L127 227V229L129 228V230H130V232L129 233H126V234H129V236H130V238L132 239L131 240V245L132 244H134L135 245V249L134 248H130V250H129V252H131L132 250L136 253V255H139V257L141 256V255H146V256H149V257H151V259H149V261L150 262H147V263H142V264H157L158 263V261L160 260L159 259V256L161 257V260L163 259L162 257H165L166 256V258H167V261H169L168 262V264H206V260L208 261V260H210V259H207L205 256H204V253H203V251L201 250V248H200V246H199V243L196 241V240H193V239H191V240H193V244H194V246L192 245V247L191 246H188V245H183V246H186V247H183L182 246V244H185V243H182V244H180L183 240H185V238H183L182 240H180L181 242L179 243V241H178V239H180V238H182V235H180V237L178 236L179 234H177L176 232H170L169 233V230H171V229H169V228H171L172 226H168V219H170V214L168 215V217L166 216L167 215V213L168 212H166V214H165V217L163 218V217H160V216H163V215H161L162 214V212H164L165 213V210H167V209H165V207H159L158 206V208H157V206L156 207H152V208H150V210H148V209H144V207H143V205L142 204H140L142 201H144V199L143 198H141V199H143L142 201L140 200V198L138 199L137 198V196H136V193L134 192V190H135V188L133 187V192L134 193H132V194H130V190H129V196L128 197H125V198H123V199H125L126 200V203H125V205L122 207V206H119V204L116 202V204H118L117 206H119L118 208H115L114 206H115V204L113 203L112 204V202H110V201H112V199L110 200V201H108V199L105 197V194L108 192V190H106L107 188H108V186H109V184H110V186H109V190L112 192V190L114 191V192H116L114 189H112L111 187V182H113V181H115V179H114V177H113V181H112V179L110 180V178H109V176L110 175H112L110 172L113 170H111L110 172H108L107 171V173L105 172V171H98ZM109 170V169H108ZM120 170V169H119ZM21 171V172H22ZM77 171V170H76ZM90 171V170H89ZM121 171V170H120ZM21 172H19V174H18V172H17V174L18 175H20V173ZM23 172H25V170L23 171ZM21 173V176H22V174L24 175V174H26V173ZM73 173H74V170L72 171ZM158 172V171H157ZM3 173V174H4ZM28 173H30V170H29V172ZM82 173V172H81ZM91 173V172H90ZM151 173V172H150ZM0 174H2V173H0ZM75 174V173H74ZM140 174V173H139ZM15 175V177H17L16 176V174H14ZM37 175V174H36ZM75 175H77V174H75ZM4 176V178H5V180H6V177ZM33 176V175H32ZM80 176V175H79ZM118 176V175H117ZM133 176V175H132ZM136 176V175H135ZM2 177V176H1ZM0 177V196L4 193L3 192V189H4V187L5 188H8L9 189V187H11L12 185H11V183L12 182H16V180L18 179H15L14 181H11V183L9 184V185H11V186H9V187H7V186H4V182L5 181H3L2 180V178ZM18 177H20V176H18ZM34 177V176H33ZM36 177V176H35ZM34 177V178H35ZM78 177V176H77ZM84 177V179H86ZM111 177V176H110ZM38 178H40V177H38ZM79 178H81V177H78L77 179H79ZM122 178V177H121ZM120 178V179H121ZM151 178V177H150ZM23 179H26V178H23ZM23 179H21L22 181H24ZM129 180V179H128ZM127 180V181H128ZM65 181V180H64ZM80 181H82V185L84 186V185H87L86 183L85 184H83V182H84V180H80ZM79 181V182H80ZM111 181V182H110ZM149 181V180H148ZM19 182V181H18ZM27 182V181H26ZM38 182V181H37ZM116 182H117V179H116ZM116 182H114L116 185H117V183ZM131 182V181H130ZM132 182H134V181H132ZM131 182V183H132ZM138 182V181H137ZM23 183H25V182H23ZM119 183H120V181H119ZM128 183V182H127ZM126 183V184H127ZM15 184V183H14ZM19 184H21L20 182H19ZM28 183H26V185H27ZM30 184V183H29ZM28 184V185H29ZM115 184H114V186H115ZM135 184V183H134ZM139 184V183H138ZM21 185H23V184H21ZM113 185V184H112ZM121 185H122V183H121ZM30 186V185H29ZM65 186H67V184H65ZM80 186H81V184H80ZM130 186V188H131V186H133L132 184H130L129 185ZM14 187V186H13ZM12 187V188H13ZM19 187H22V186H18V189H19ZM28 187V186H27ZM45 187V186H44ZM87 187H82V188H87ZM137 187V186H136ZM29 188V187H28ZM32 188V187H31ZM42 188V187H41ZM117 188V187H116ZM118 188H120L119 187V185H118ZM125 188V187H124ZM124 188H123V191H124ZM126 188H129V187H126ZM129 188V189H130ZM139 188V187H138ZM22 189H23V187H22ZM85 189L82 191V193H84V191H85ZM112 189V190H111ZM121 189V188H120ZM132 189V188H131ZM30 190H32V189H30ZM29 190V191H30ZM42 190V189H41ZM40 190V191H41ZM65 190H66V195H67V199H68V202H69V204H70V209L72 208V215H73V217H74V222H75V226H76V229H77V234H78V238H79V240L81 241V244H82V253H83V255H84V257H85V262H86V264H89V261H88V257H87V252H86V248H85V246H84V243H83V237H82V234H81V232L82 231H80V227H79V224H78V219L76 218V214H75V211H74V209H73V207H72V199H71V196H70V194H69V190L67 189V187L65 188ZM88 190H87V192H88ZM106 190V191H105ZM127 190V189H126ZM8 190L6 189V193H8L7 192ZM20 192H22L21 191V188H20V190H19ZM25 191V190H24ZM39 191V192H40ZM45 191V190H44ZM128 191V190H127ZM126 191V192H127ZM140 191H142V190H140ZM12 192V191H11ZM15 192H17V190H15ZM32 192V191H31ZM114 192H112V195H114L113 193ZM122 192V191H121ZM2 193V194H1ZM10 193V192H9ZM19 192H17V196L18 195H22V193H20V194H18ZM42 193H43V191H42ZM38 194V193H37ZM40 194V193H39ZM120 194V193H119ZM127 194V195H128ZM4 196L3 197H6V195L5 194H3ZM10 195V194H9ZM11 195H13V194H11ZM10 195V196H11ZM15 195V194H14ZM16 195H15V197H16ZM42 195V194H41ZM86 195V194H85ZM88 195H86V196H88ZM107 195H109V194H107ZM116 195V194H115ZM114 195V196H115ZM141 195H142V192H141ZM9 196V198L11 199V200H14V199H12L11 197ZM25 197H26V195H24ZM36 196V195H35ZM83 196H84V194H83ZM85 196V197H86ZM109 196H111V195H109ZM109 196H108V198H109ZM112 197L113 198V200L115 199V197ZM117 196H120V195H117ZM124 196H126V194L124 195ZM140 196V195H139ZM14 197V196H13ZM143 197V196H142ZM24 197H22V199H23ZM41 198V197H40ZM117 198V197H116ZM120 198V197H119ZM7 199V198H6ZM26 199V198H25ZM110 199V198H109ZM139 201H141V202H139ZM2 200H5V199H2ZM16 200H18L17 198H16ZM16 200H14V202L13 201H11V202H13V203H15V202H17ZM84 200V199H83ZM118 200H120V199H118ZM146 200V199H145ZM5 201H8V200H5ZM5 201H4V203H5ZM19 201V200H18ZM20 201H22V200H20ZM26 201V200H25ZM25 201H23V202H25ZM34 201V200H33ZM116 201H117V199H116ZM121 201V200H120ZM147 201V200H146ZM10 201H8V202H6V203H8V206H7V208H6V210H5V213H2L3 215L4 214H6L8 217H9V219H11L12 221H11V227L12 228H10V229H14L15 227H17V228H23L24 229V227L25 226H23V224H24V222H25V220L24 219H21V217H20V213L21 214H23V212H25L26 213V211L25 210H22L21 212L18 210V209H21V208H16V206H15V204H13L12 205V203H11ZM149 202V201H148ZM6 203L3 205V206H5L6 205ZM19 203V202H18ZM1 204V203H0ZM9 204H11V205H9ZM22 204V203H21ZM20 204V206H18V207H21L22 205ZM29 204V203H28ZM34 204V203H33ZM16 205H18V204H16ZM105 205H106V207H105ZM2 206V205H1ZM0 206V207H1ZM25 206H29V205H26L25 204ZM23 207V206H22ZM88 207H87V209H88ZM4 208V207H3ZM3 208L1 207L0 209H2V211H3ZM26 208H28V207H26ZM22 209H24V207L22 208ZM29 209V208H28ZM89 210V209H88ZM164 210V211H163ZM37 211V210H36ZM84 211V210H83ZM168 211V210H167ZM170 211V210H169ZM4 212V211H3ZM24 213V214H25ZM31 213V212H30ZM84 213H85V211H84ZM87 213V212H86ZM89 213V212H88ZM115 215H114V214ZM171 213V212H170ZM0 214H1V212H0ZM27 214V213H26ZM33 214H34V211H33ZM37 214V213H36ZM90 214H88V216H86V217H90V218H92L93 216L92 215H90ZM25 216V215H24ZM23 216V217H24ZM28 215H26L25 217H27ZM34 216V215H33ZM39 216V215H38ZM22 217V218H23ZM4 218V217H3ZM5 218H6V216H5ZM20 218V219H19ZM90 218H88L90 221H91V219ZM95 218H97V216L95 217ZM95 218H93L92 220L94 221V219ZM8 219V220H9ZM28 219H31V218H29L28 217ZM28 219H26V220H28ZM36 219V218H35ZM3 220V219H2ZM7 220V219H6ZM24 220V221H23ZM37 220H38V218H37ZM98 220V219H97ZM35 221V220H34ZM88 221V220H87ZM93 221H92V223H93ZM2 222V221H1ZM8 222V221H7ZM7 222H5L6 223V225L5 226H3L4 225V223H3V227L4 228H7L6 226L8 225V228H9V225L10 224H7ZM28 222V221H27ZM39 222V221H38ZM73 222V223H74ZM85 222H86V220H85ZM28 223H30V220H29V222ZM36 223V222H35ZM100 223H102V222H100ZM22 224V225H21ZM26 224V223H25ZM24 224V225H25ZM31 224H33V223H31ZM88 224H91V222H89V223H87V225H85L84 223H83V225H85V226H87V229H88ZM127 224V225H126ZM171 224V223H170ZM26 225H28V224H26ZM38 225V224H37ZM47 225H48V223H47ZM99 225H101V224H99ZM54 226V225H53ZM90 226V225H89ZM91 226H92V224H91ZM90 226V227H91ZM103 226V225H102ZM125 226V227H124ZM3 227H2V229H3ZM14 227V228H13ZM42 227V226H41ZM180 227V226H179ZM183 227V226H182ZM181 227V228H182ZM8 228L6 229L8 232H10V229L8 230ZM16 228V229H17ZM38 228H39V226H38ZM53 228V227H52ZM84 228V227H83ZM103 228V227H102ZM23 229H21L20 231L21 232H23L22 230ZM89 229H93L94 230V228H93V226H92V228H89ZM178 229H180V228H178ZM1 230V229H0ZM15 230V229H14ZM18 230V229H17ZM17 230L16 231H14V234L17 232ZM34 230V229H33ZM102 230V229H101ZM172 230H173V228H172ZM175 230V229H174ZM181 230V229H180ZM187 230V229H186ZM20 231H18L19 233H20ZM28 232V230L26 229L25 230V232ZM87 231V230H86ZM99 231H100V229H99ZM103 231H104V229H103ZM183 231V230H182ZM1 232H2V230H1ZM11 232H13V230L11 231ZM46 232V231H45ZM91 232H92V230H91ZM97 232H98V230H97ZM125 232V231H124ZM178 232V231H177ZM4 233H6V232H4V230H3V232H2V234L4 235ZM18 233V234H19ZM34 233V232H33ZM32 233V234H33ZM36 233V232H35ZM44 233V232H43ZM52 233V232H51ZM84 233V232H83ZM7 234V233H6ZM9 234H11V233H9ZM13 234V235H14ZM17 234V233H16ZM17 234V235H18ZM25 234V233H24ZM29 234V233H28ZM45 234V233H44ZM85 234V233H84ZM89 233L87 232V236H89L88 235ZM96 234V233H95ZM97 234H99V232L97 233ZM189 234V233H188ZM12 235V234H11ZM23 235V234H22ZM22 235H20L21 236V238H22ZM27 235V234H26ZM34 235V234H33ZM40 235H41V233H40ZM100 235V234H99ZM6 236V235H5ZM8 236V239L7 240H10L9 239V237H11L10 235H7ZM51 236H53L54 237V235H51ZM101 236V235H100ZM127 236V235H126ZM128 236V237H129ZM186 236V235H185ZM14 237H15V235L13 236V237H11V238H13V240H14ZM17 237V236H16ZM25 238H26V236H24ZM29 237V236H28ZM27 237V238H28ZM46 237V236H45ZM49 237V236H48ZM60 237V236H59ZM96 237V236H95ZM123 237V236H122ZM179 237V238H178ZM1 238V237H0ZM18 238H19V236H18ZM41 238V237H40ZM39 238V239H40ZM101 238V237H100ZM178 238V239H177ZM2 239V238H1ZM23 240H24V238H22ZM31 239V238H30ZM44 239V238H43ZM96 239H99V238H96ZM126 239H127V237H126ZM18 240H20V238L18 239ZM18 240L17 241H15L16 242V245H17V243H18ZM26 240V239H25ZM45 240V239H44ZM46 240H49L48 238H46ZM45 240V241H46ZM129 240V239H128ZM6 241V240H5ZM12 241V240H11ZM10 241V242H11ZM21 241V240H20ZM19 241V242H20ZM58 241V240H57ZM79 241V242H80ZM26 242V241H25ZM40 242V241H39ZM89 242V241H88ZM99 241H97V243H98ZM184 242V241H183ZM185 242H187V241H185ZM22 243H23V241H22ZM26 243H28L29 244V242H28V240H27V242ZM36 243V242H35ZM101 243V241L98 243V244H100ZM123 243V242H122ZM126 243V242H125ZM12 244H13V242H12ZM15 244V243H14ZM13 244V245H14ZM20 244H21V242H20ZM25 244V243H24ZM37 244V243H36ZM44 244H46V243H44ZM48 244V243H47ZM80 244V245H81ZM88 244H90V243H88ZM96 244V243H95ZM95 244H93L94 246H95ZM19 245V244H18ZM18 245H17V247H18ZM60 245V244H59ZM124 246H125V244H123ZM128 245V244H127ZM126 245V246H127ZM130 245V244H129ZM19 246H21V245H19ZM23 246V245H22ZM21 246V247H22ZM101 246V245H100ZM133 246V245H132ZM13 247V246H12ZM15 247V246H14ZM13 247V249H15ZM21 247L19 248V249H21ZM49 247V246H48ZM93 247V246H92ZM91 247V251H92V248ZM102 247V246H101ZM104 247H106V246H103L102 248H104ZM23 248L25 249L26 248V246L24 247L23 246ZM41 248H43V247H41ZM88 248H90V247H88ZM96 248V247H95ZM101 248V249H102ZM128 247H126V249H127ZM24 249L22 250V251H24ZM97 249V248H96ZM112 249V248H111ZM100 250V249H99ZM9 251V250H8ZM11 251H13V250H11ZM17 251H19L20 253H21V251L20 250H17ZM16 251V252H17ZM28 251V250H27ZM97 251V250H96ZM111 251V250H110ZM126 251H128V250H126ZM108 252H109V250H108ZM23 253H25V252H23ZM48 253V252H47ZM95 253V252H94ZM99 253V252H98ZM113 252H111V254H112ZM126 253V252H125ZM132 253V252H131ZM11 254V253H10ZM46 254V253H45ZM102 254V253H101ZM119 254V253H118ZM126 254H130V253H126ZM134 254V253H133ZM133 254H132V256H133ZM161 254H163V255H165V256H161ZM208 254V253H207ZM6 255H8V254H6ZM19 255H22V254H19ZM60 255V254H59ZM95 255V254H94ZM107 255H109L110 256V254H107ZM135 255V254H134ZM206 255V254H205ZM1 256V255H0ZM5 256V255H4ZM11 256V255H10ZM30 256V255H29ZM48 256V255H47ZM99 256V255H98ZM96 257V259L97 258H101L102 257V255H101V257ZM106 256V255H105ZM112 256H117V254L115 255V254H113ZM131 256V255H130ZM108 257V256H107ZM111 257V256H110ZM124 257V256H123ZM126 257V256H125ZM209 257V256H208ZM10 258H13V257H10ZM15 258V257H14ZM103 258V257H102ZM148 258V257H147ZM210 258V257H209ZM212 259H214V262L216 263V261H215V259L216 258H214V257H211ZM1 259V258H0ZM41 259V258H40ZM46 259V258H45ZM44 259V260H45ZM94 259H95V257H94ZM127 259H129V257H127ZM126 259V260H127ZM16 260V259H15ZM98 260H102V259H97L96 260V262H97V264H98ZM118 260H119V258H118ZM120 260H123V261H126L125 259H120ZM134 260V259H133ZM148 261L147 259H144V261ZM151 260H153V261H151ZM160 260V261H161ZM164 260V259H163ZM2 261V260H1ZM4 261V260H3ZM8 261V260H7ZM37 261V260H36ZM40 261V260H39ZM39 261H37L38 263H39ZM123 261H121L122 262V264H123ZM128 261V260H127ZM166 260H164V262H165ZM10 262V261H9ZM134 261H132V263H133ZM162 262V261H161ZM209 262V261H208ZM207 262V263H208ZM2 263V262H1ZM0 263V264H1ZM4 263H6L5 261H4ZM11 263H14V262H11ZM37 263V264H38ZM40 263H42V262H40ZM95 263V262H94ZM100 263V262H99ZM114 263V262H113ZM130 263V262H129ZM166 263V262H165ZM210 263V262H209ZM208 263V264H209ZM6 264H8V262L6 263ZM25 264V263H24ZM27 264V263H26ZM96 264V263H95ZM127 264V263H126ZM139 264H141V263H139ZM161 264V263H160ZM167 264V263H166ZM212 264H214V263H212ZM216 264H218V263H216Z\"/></svg>", "mask_w": 264, "mask_h": 264}, {"label": "water", "instance_id": "95a60500", "mask_svg": "<svg viewBox=\"0 0 264 264\" xmlns=\"http://www.w3.org/2000/svg\"><path fill=\"white\" fill-rule=\"evenodd\" d=\"M166 1L178 21L179 27L185 29L188 35V40L196 46L209 70V74L205 78L198 79L195 76V84L192 85L189 83V87L181 83V80L183 81V77L185 75L187 77L190 76V72L188 70L179 71L173 74V77L179 82L178 94L182 97V102L186 103H183L184 109H182L181 114L176 115L175 117L171 114L168 116L167 119H169L170 122L168 125V132H166V137L170 139V142L174 141L177 143L179 141H184L181 145H176L180 151H182V147L195 149L193 156L196 160H200V157L198 156L199 153L206 154L207 159H214L215 157H222L224 154L229 153V151H236L238 153L236 162L239 167L241 177L249 185L264 190V142H262L260 134L256 139L255 134L251 132V127L254 122H256V114L254 111L255 99L254 96L250 94L253 90L250 55H253L256 58L257 63L259 61L257 54L264 59V41L260 37L259 26L257 23L259 22L258 18L260 13L264 10V0H260L257 5H254L252 0H199L200 5L204 6L225 4L226 6L234 7L232 10L233 17L240 15L243 18V22H247L252 26L250 29L252 31L253 41L245 52V61L248 66L246 70L247 78L245 81L249 83L247 91L248 101L250 104V107L247 109V114L250 116L247 124L249 126L247 132H243V123L231 104L232 100L230 94L227 90L224 91L220 85L210 59L202 50L200 43L193 37L190 27L182 20L179 11H177L171 0ZM115 2L116 0H109L112 12L115 16H117L113 8ZM175 38V44L177 46L184 43L181 42L183 40H180L178 33L175 35ZM172 45L173 44L169 41L165 40L164 49H167L168 46ZM192 72L194 73L195 71L192 70ZM211 82L214 86H210L204 90L203 88L209 86V83ZM196 90H202L204 93L203 99L197 100L195 98V94L193 92ZM221 105L224 109L226 108L230 112V116L239 126L236 145L231 144L229 148L226 147L224 149H218L219 146H217L215 142V136L219 141H222L224 136L219 137L218 134H213L211 132L220 127L218 121L214 117L215 114L223 112L226 113L225 110H222ZM220 120V124H222V126H226L227 123L229 124L228 121L222 122L221 118ZM207 133V136L200 137V135H205ZM207 142L211 143L213 150L206 153L205 148L202 147ZM255 200L254 198L246 200L247 205H241L236 211L240 217V225L242 226L243 234L245 236L244 244H240L233 250L229 251L228 259L226 260H223L221 257H217L215 252L208 253L210 258H216V263L226 264L227 262L228 264H247L250 261L264 256V229H260L258 231V236H255L252 228L247 223V219L251 218V208L253 207L251 203ZM191 203L194 205V209L196 211H201L204 207V203L201 202L198 197L193 198ZM230 240L233 241L231 236Z\"/></svg>", "mask_w": 264, "mask_h": 264}, {"label": "flooded vegetation", "instance_id": "af4514ba", "mask_svg": "<svg viewBox=\"0 0 264 264\" xmlns=\"http://www.w3.org/2000/svg\"><path fill=\"white\" fill-rule=\"evenodd\" d=\"M252 2L254 5L256 4L254 0ZM233 9L234 7L225 4L205 6L195 16L192 15L193 21L202 22L192 34L197 41L204 44L212 61L219 63L215 68L212 65L217 78L225 73H235L231 76L225 75L227 77L226 89L230 94L231 104L243 123V132H247L250 118L247 109L250 104L247 91L249 83L245 81L248 68L245 52L253 41L250 29L252 26L243 22L240 15L233 17ZM258 21L260 37L264 41V10L260 13ZM257 58L258 63L256 58L250 55L253 79V90L250 94L255 99L254 111L256 114V122L252 125L251 132L255 134L256 139L260 134L261 140L264 142V59L258 54Z\"/></svg>", "mask_w": 264, "mask_h": 264}]
</instances>
